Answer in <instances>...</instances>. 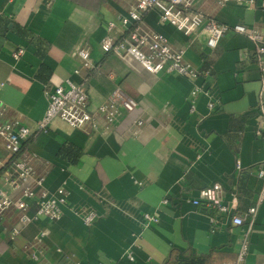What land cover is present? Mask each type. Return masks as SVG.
Here are the masks:
<instances>
[{
    "label": "crops",
    "instance_id": "1",
    "mask_svg": "<svg viewBox=\"0 0 264 264\" xmlns=\"http://www.w3.org/2000/svg\"><path fill=\"white\" fill-rule=\"evenodd\" d=\"M130 4L52 0L47 7L44 0H0V119L29 126L26 144L35 168L46 171L44 188L66 192L57 221L22 223L17 209L4 211L0 264H233L245 236L244 264H264V181L256 175L264 167V57L257 59L244 35L229 31L208 48L204 34L192 40L161 23L157 11L148 12L145 27L184 48L185 59L201 71L195 82L210 97L192 95L194 80L146 71L102 49L104 37L114 42L127 33L120 19ZM202 8L220 22L264 31L262 10L235 3L218 8L210 0ZM79 46L89 50L92 67L75 54ZM67 78L84 83L91 109L116 85L138 106L107 133L59 121L39 131L46 89ZM10 163L0 140V174ZM216 183L218 192L201 195ZM217 203L229 212L219 213ZM28 204L30 213L37 209L35 200ZM88 211L97 215L91 224L82 218ZM144 212H156L159 221L145 226ZM235 214L243 217L241 225L232 223Z\"/></svg>",
    "mask_w": 264,
    "mask_h": 264
},
{
    "label": "built area",
    "instance_id": "2",
    "mask_svg": "<svg viewBox=\"0 0 264 264\" xmlns=\"http://www.w3.org/2000/svg\"><path fill=\"white\" fill-rule=\"evenodd\" d=\"M204 1L206 0H130L131 4L127 14L120 19L127 28V33L114 42L109 36L104 37L101 47L105 52L112 51L125 62L136 63L146 71L176 73L194 82L197 81L202 73L185 59L184 48L175 47L167 37L145 27L144 16L154 10L157 11L161 23L171 24L192 40L204 34V44L208 48L216 47L220 39L229 31L244 35L254 43L256 57L262 61L264 31L256 25L220 22L214 15L202 8ZM210 1L218 8L235 3L264 11V0ZM51 2L52 0H44L47 7L51 5ZM113 27L114 23L109 22L106 29L110 31ZM22 53L23 49L20 48L12 55L18 59ZM75 54L81 59L83 66L89 68L93 66L87 48L79 46L75 49ZM262 70H264L263 67ZM195 83L192 95L203 92L210 97L208 91L197 82ZM263 93L264 86L261 88L260 96ZM45 94L47 107L38 122V130L41 132H47L53 121H59L70 128H89L96 133H107L124 113H129L138 106L136 99L129 96L121 86L116 85L103 102L91 109L84 83H76L71 78H67L63 84L47 88ZM212 105V102L208 103L210 108ZM100 119L103 121L102 124L99 122ZM136 122L137 125L143 123L141 119ZM29 135V126L20 121L4 122L0 119V140L11 154L10 167L0 174V218L4 211L15 208L20 214L19 219L22 223L35 222L40 218L57 221L62 216L61 205L65 202L66 192L63 187H58L54 191L44 188L46 171H38L34 166L35 155L26 144ZM237 167H240L239 162ZM256 175L264 181V167H259ZM220 188V184L216 183L211 189L201 192V195H212ZM17 190L20 191L19 195L12 197L11 193ZM28 199H33L37 203V209L32 213L29 211ZM263 199L264 185L261 188L259 202ZM166 202V199L162 201V203ZM216 208L222 214L229 212V207L224 203H217ZM256 212L257 206L250 207L247 211L251 217L248 231L253 227ZM82 218L86 224H91L96 220L97 215L93 211H88L82 214ZM158 221L159 217L156 212L142 214V222L145 226ZM212 221L215 220L212 219ZM231 221L233 224L241 225L243 217L235 214L231 217ZM16 232L17 230L13 229L12 233ZM44 234V230L40 231L39 237ZM246 251L247 237L245 236L233 264H244ZM125 255L129 260L133 259L131 250L126 251Z\"/></svg>",
    "mask_w": 264,
    "mask_h": 264
}]
</instances>
